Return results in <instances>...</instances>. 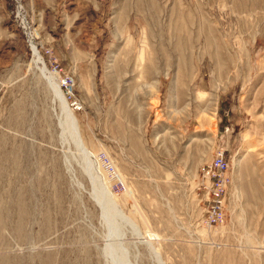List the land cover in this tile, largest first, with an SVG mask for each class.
Returning <instances> with one entry per match:
<instances>
[{
    "label": "rangeland",
    "instance_id": "1",
    "mask_svg": "<svg viewBox=\"0 0 264 264\" xmlns=\"http://www.w3.org/2000/svg\"><path fill=\"white\" fill-rule=\"evenodd\" d=\"M21 3L25 28L0 0V264H264V0ZM31 42L72 80L116 206ZM222 149L226 219L208 225L199 169Z\"/></svg>",
    "mask_w": 264,
    "mask_h": 264
},
{
    "label": "built area",
    "instance_id": "2",
    "mask_svg": "<svg viewBox=\"0 0 264 264\" xmlns=\"http://www.w3.org/2000/svg\"><path fill=\"white\" fill-rule=\"evenodd\" d=\"M14 1L15 17L19 20V26L25 28L29 25L26 10L21 0ZM57 69L58 66L54 68V70ZM61 80L62 84L71 86L72 80L67 75L61 77ZM224 152L223 149L216 152L212 159L199 169L198 200L202 204L203 221L208 225L219 224L226 219V198L230 188L231 159L226 157Z\"/></svg>",
    "mask_w": 264,
    "mask_h": 264
},
{
    "label": "bare ground",
    "instance_id": "3",
    "mask_svg": "<svg viewBox=\"0 0 264 264\" xmlns=\"http://www.w3.org/2000/svg\"><path fill=\"white\" fill-rule=\"evenodd\" d=\"M31 44H32L31 48L33 49V55H36V57H37L36 63L38 64V67L40 69L41 74L43 75L42 77H44L47 80L50 88L53 89V92L55 94L54 99L56 100V98H57L59 101V104L61 106L62 116H63L62 124H63V127H64L63 129H64L66 135L67 136L69 135L71 137V139L74 140L75 142H77V144L80 146V149L83 152L84 158L86 160H88L87 162L89 163V166L94 173L93 175H95L96 181L97 180L99 181V183H100L99 186H100V188H102V192H104L106 194V196H104V197L106 199L107 205L109 207L116 206L114 196L112 193H110V190H109L110 187L107 183L106 176L104 175V172H102L100 169V166H99V163L97 160L98 158L93 154V152L91 150H89L86 147L85 143H83L82 136H81L80 129H79V125H78L79 123L77 122L75 112H74L73 108L70 107V105H69L70 102L67 101L66 96L61 89L62 80L60 79V82H61V85H60L57 76L51 70H49L48 66L46 65L44 58L42 57L41 53L38 50L39 47L36 46L34 44V42H31ZM213 104H214L213 100L209 101L207 108L209 110H213ZM197 112H198L200 123H202L201 124L202 126L207 127V126H209L210 123H212V121H213L212 117L207 114V109L202 110V111H197ZM60 113H61V111H60ZM113 169L111 171H109L108 169L107 170L111 173H114L115 169L114 170ZM142 237H144V236H142ZM141 239H143V238H141ZM159 255H161V254H159Z\"/></svg>",
    "mask_w": 264,
    "mask_h": 264
}]
</instances>
